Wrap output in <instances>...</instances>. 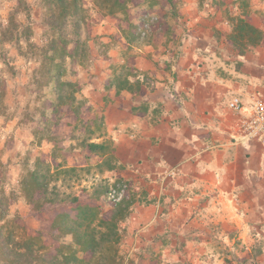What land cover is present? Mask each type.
<instances>
[{
  "label": "crops",
  "instance_id": "1",
  "mask_svg": "<svg viewBox=\"0 0 264 264\" xmlns=\"http://www.w3.org/2000/svg\"><path fill=\"white\" fill-rule=\"evenodd\" d=\"M177 1L171 41L127 53L119 20L98 15L92 36L103 43L114 37L116 46L107 58L92 51L90 65L75 68L71 79L86 101L83 123L101 121L94 141L109 142L117 163L99 176L130 187L134 204L120 245L128 264H225L264 241V137L242 129L255 103L264 102V38L239 55L226 39L224 9L232 0L200 10L197 0ZM257 1L251 9L260 11ZM33 17L38 22L39 14ZM124 61L149 78L139 97L107 89L109 66ZM237 103L240 111L232 108ZM67 165L88 163L77 153ZM103 198L85 203L109 217L113 205Z\"/></svg>",
  "mask_w": 264,
  "mask_h": 264
},
{
  "label": "trees",
  "instance_id": "2",
  "mask_svg": "<svg viewBox=\"0 0 264 264\" xmlns=\"http://www.w3.org/2000/svg\"><path fill=\"white\" fill-rule=\"evenodd\" d=\"M11 1L14 3L8 12L7 24L0 28V42L13 44L19 55L24 56L27 61L32 59L37 63V67L31 71V84L41 93L37 98L49 102L47 111L44 103L41 109L35 110L42 115L46 112L58 115L64 108L76 120H80V111L86 101L79 95L78 84L67 79V71L69 70L70 75V71L76 66H82L83 63L89 66L92 51L100 57L107 58L109 49L116 46L117 40L110 37L108 43H103L98 36H92L91 33L82 38L81 32L87 28L90 19L82 0ZM163 3L169 8L164 18L176 20L179 10L177 0H141L135 7L143 8L147 13ZM91 4L100 16L119 20V34L128 44L126 53L132 46L152 44V33H144L145 38L141 37L142 26L130 20L129 9L133 6L131 0H91ZM32 5L38 7L40 11L38 22L43 27L41 37L43 45H35L32 41ZM231 5L224 9V19L229 27L226 39L232 49L241 55L247 49L260 45L264 32L247 20L251 0H232ZM197 6L199 10L205 6L220 8L223 3L221 0H197ZM165 34L167 43L170 41L172 30L167 29ZM22 46L26 49L24 53ZM1 62L8 67L4 60ZM109 70L107 89H114L116 94L127 92L136 98L141 96L144 88L149 87L148 76L136 71L127 61L111 64ZM44 90L46 93H43ZM6 96L5 88L0 81V118L9 120L13 114L6 105ZM139 109L146 111L144 105ZM134 111L136 109H133ZM49 126L50 121L45 119L41 127L36 126L33 129L35 144L38 145L43 140L53 143L54 138L48 135ZM82 128L84 134L89 135L81 139L75 149L96 157V175L116 169L117 163L112 154L111 144L106 141H94L100 137L101 121L94 120L91 127L85 125ZM73 136L72 140L78 138ZM53 148L52 161H43L38 157L31 165L23 164L16 191L6 192L0 182V264H128L129 261L120 254V245L125 234L123 225L129 220L134 204L129 191L113 205L109 217L103 215L97 204H83L78 196L60 192L59 188L62 185L59 183L77 180L81 172H88L92 167H67L62 155L64 150L56 145ZM72 149L73 145H70L69 153ZM88 157H85L86 162L89 160ZM120 183L122 182L117 181L114 185ZM106 192L98 190L94 191L92 196H88L95 202ZM17 199H22L34 213H43L47 206L69 205V215L57 213L52 219L49 236L56 242L53 252L45 244L41 232L28 235L20 225L18 216L10 215V204ZM263 250L264 241H260L244 257L238 258L233 255L225 259V264H260L258 257L262 255ZM261 264H264V259Z\"/></svg>",
  "mask_w": 264,
  "mask_h": 264
},
{
  "label": "rangeland",
  "instance_id": "3",
  "mask_svg": "<svg viewBox=\"0 0 264 264\" xmlns=\"http://www.w3.org/2000/svg\"><path fill=\"white\" fill-rule=\"evenodd\" d=\"M131 1L133 6L129 9L130 20L132 23L138 25L140 24L139 26H142L141 30L143 34H141V37L145 38L144 33H152V43L165 42L166 30H173L175 25L174 19L171 20L164 18L165 13L168 12V6L163 3L155 9L145 13L143 8L135 7V5L141 0ZM224 1L229 2L230 0ZM256 1L257 0H253L251 5L255 4ZM257 2V4H261V2H263V9L259 11L250 8V21L248 18L247 20L249 23L252 22L261 26L264 31V12H262L264 11V0ZM13 3L14 2L11 0H0V28L7 24V15ZM82 3L87 14L90 16L87 28L81 32L82 38L84 39L92 32L91 28L100 23V18H98L99 14L94 11L91 0H82ZM31 11L32 17L37 15V13H40L38 7H34L33 5ZM251 12H253V15ZM31 27L33 30V43L35 45H43L44 41L41 38L43 27L39 24V22L35 21L34 17ZM169 37L171 41V36ZM90 45L92 47L91 43ZM71 47L72 46H70V49H72ZM25 50V47L22 46L23 53ZM2 60L5 61L8 67H5L2 64ZM83 65L80 66L82 69L87 67V64L85 65L83 63ZM36 67L37 63L32 59L31 61H27L24 56L19 55V52L13 44L0 42V81L3 83L7 93L5 100L6 105L9 107L10 113L13 114L12 118L9 120L0 118V182H2L6 192L12 190L16 191L21 167L24 163L31 165L38 157L43 159V161H52L51 152L54 149L53 146L55 145L64 150L62 155L65 158V165L67 167H69L67 165L69 157L74 154L78 153L83 155L84 159H86L83 152L75 149L76 144L80 143L81 139H84L89 135L88 133L84 134L83 132L82 127H85V124L83 123L85 119H81V115L83 114L82 111H80L79 115L80 120H76L74 117L75 120L73 119L72 122L69 123V115L65 116L66 110L64 108L59 111L58 115H53L50 112H46L45 115H42L35 110L41 109V105L44 103L47 111L49 102L46 99H38L37 97L41 93L31 84V71ZM75 68H77V66L70 71V75L69 70L67 71L68 80L72 79L76 74ZM43 93H46V90H44ZM45 119L50 121L48 135L54 138V141L52 143L51 141L49 142L48 140H43L37 145L35 144V139L32 135L33 129H35L36 126L41 127ZM91 125L89 126L91 127ZM69 126L73 127L69 130ZM73 135L78 138L72 140L74 137ZM70 145H73V149L69 153ZM88 159V166L92 167L88 172H81L77 180L73 179L64 184L59 183V185H62L59 188L60 192L71 196L78 195L81 197L80 202L83 204H86L85 201L87 200V197L89 198V196H92L94 191L99 190L105 193V191L115 184L114 182L111 183L108 179L101 178L99 175L96 176L97 170L95 169V164L97 160L91 159V157H88ZM125 184L130 192L129 185L127 183ZM83 188L86 190L83 191ZM105 199L106 198H103L101 201L106 203ZM42 212L43 213H34L31 207L26 205L22 199L15 200L9 207L10 215L18 216L19 223L23 226L25 232L28 235H33L35 232H41L44 235L45 244L49 250L53 252L56 247V242L52 241L49 236V228L52 219L57 213L69 215V205H63L60 207L47 206ZM262 260L263 259H258V262L261 264Z\"/></svg>",
  "mask_w": 264,
  "mask_h": 264
},
{
  "label": "built area",
  "instance_id": "4",
  "mask_svg": "<svg viewBox=\"0 0 264 264\" xmlns=\"http://www.w3.org/2000/svg\"><path fill=\"white\" fill-rule=\"evenodd\" d=\"M232 108L240 111L242 107L237 103ZM242 129L251 138L264 137V102L255 103L249 118L243 121ZM127 191L128 187L125 183L116 184L107 190L105 198L110 204L115 205L127 195Z\"/></svg>",
  "mask_w": 264,
  "mask_h": 264
}]
</instances>
